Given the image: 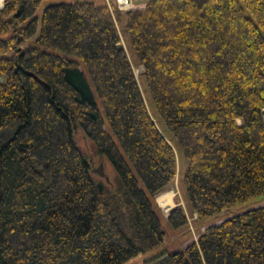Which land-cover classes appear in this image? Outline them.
Wrapping results in <instances>:
<instances>
[{
  "label": "trees",
  "instance_id": "16d2710c",
  "mask_svg": "<svg viewBox=\"0 0 264 264\" xmlns=\"http://www.w3.org/2000/svg\"><path fill=\"white\" fill-rule=\"evenodd\" d=\"M123 19L190 208L208 221L172 253L154 198L176 153L118 47ZM0 77V264H124L156 248L144 264H264V0H148L124 13L5 0ZM95 159L113 183L95 178ZM167 221L187 217L176 206Z\"/></svg>",
  "mask_w": 264,
  "mask_h": 264
},
{
  "label": "rangeland",
  "instance_id": "374dc122",
  "mask_svg": "<svg viewBox=\"0 0 264 264\" xmlns=\"http://www.w3.org/2000/svg\"><path fill=\"white\" fill-rule=\"evenodd\" d=\"M86 1H92L95 4H107L108 7L110 8L111 11L114 10H119L121 13H124L127 10H134V9H139L141 7H144L147 3L148 0H130L131 5L128 9H123L119 5L115 3L114 0H86ZM49 2H45L42 4V6L39 8L37 14L40 15L43 7L47 5ZM118 30L120 34V44L123 46V49L125 50L130 63L132 65V68L134 70V73L137 77V80L141 86L142 92L144 94L146 103L148 105V109L153 116L154 120L158 124L161 130H163L169 138L172 140L171 144L175 150L176 153V158H177V170H176V175L172 181L161 191L155 196V202L157 206L160 209V222L162 229L164 231V247L170 251V253L180 250L187 246L189 243L192 241H195L200 233L204 230L206 226H208V221L205 220H200L197 218V215L195 212H193L190 208L189 201L187 198L185 186L182 181V174L183 170L185 168V165L181 161L178 148H177V141L173 134L167 129L166 125L164 124L163 120L155 114V110L153 108L152 103L150 102V95L147 90V86L144 81L143 77V67L141 64H139L134 51L131 47L130 40L128 38L127 32L125 30V19L122 21L118 22ZM84 69V67L82 66ZM1 79V77H0ZM156 115V116H155ZM73 137L74 140L77 142V144L85 151L88 150L89 148V139L85 136L84 132L82 131L81 128H77L73 132ZM92 160V159H91ZM100 164H103V171L105 172V175L107 176V180L105 181L106 183H113V181L116 178V174L114 169L112 168L111 164L107 160H103V162H100L99 160H93V167L96 168ZM95 173V172H94ZM95 178H104L95 173ZM142 186V184L140 183ZM171 193V206L169 209L164 210L162 207V203H159V196ZM181 207L187 217V224L179 227V228H172L170 224L167 221V215L169 211L174 208V207ZM219 222V221H217ZM156 249L146 251L139 253L135 257L131 258L124 264H144L143 260L147 258L151 253H153Z\"/></svg>",
  "mask_w": 264,
  "mask_h": 264
},
{
  "label": "built area",
  "instance_id": "2783aa9c",
  "mask_svg": "<svg viewBox=\"0 0 264 264\" xmlns=\"http://www.w3.org/2000/svg\"><path fill=\"white\" fill-rule=\"evenodd\" d=\"M117 5H119L123 9H128L131 5L130 0H114ZM5 0L0 2V8L4 5Z\"/></svg>",
  "mask_w": 264,
  "mask_h": 264
},
{
  "label": "water",
  "instance_id": "95a60500",
  "mask_svg": "<svg viewBox=\"0 0 264 264\" xmlns=\"http://www.w3.org/2000/svg\"><path fill=\"white\" fill-rule=\"evenodd\" d=\"M118 47L123 48V46L120 43H118ZM93 172H95L97 175L107 179V176L105 175V172L103 171V164H100L98 167L93 168Z\"/></svg>",
  "mask_w": 264,
  "mask_h": 264
},
{
  "label": "bare ground",
  "instance_id": "6f19581e",
  "mask_svg": "<svg viewBox=\"0 0 264 264\" xmlns=\"http://www.w3.org/2000/svg\"><path fill=\"white\" fill-rule=\"evenodd\" d=\"M162 203V207L164 208V210L169 209V207L171 206V196H169L168 198L162 200L160 202V204Z\"/></svg>",
  "mask_w": 264,
  "mask_h": 264
},
{
  "label": "clouds",
  "instance_id": "9594fccd",
  "mask_svg": "<svg viewBox=\"0 0 264 264\" xmlns=\"http://www.w3.org/2000/svg\"><path fill=\"white\" fill-rule=\"evenodd\" d=\"M0 2H2V0H0Z\"/></svg>",
  "mask_w": 264,
  "mask_h": 264
},
{
  "label": "crops",
  "instance_id": "0c3cea01",
  "mask_svg": "<svg viewBox=\"0 0 264 264\" xmlns=\"http://www.w3.org/2000/svg\"><path fill=\"white\" fill-rule=\"evenodd\" d=\"M141 8H144V7H141ZM140 9V8H139Z\"/></svg>",
  "mask_w": 264,
  "mask_h": 264
}]
</instances>
